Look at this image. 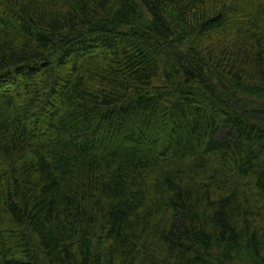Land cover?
<instances>
[{"label": "trees", "instance_id": "trees-1", "mask_svg": "<svg viewBox=\"0 0 264 264\" xmlns=\"http://www.w3.org/2000/svg\"><path fill=\"white\" fill-rule=\"evenodd\" d=\"M0 264H264V0H0Z\"/></svg>", "mask_w": 264, "mask_h": 264}]
</instances>
